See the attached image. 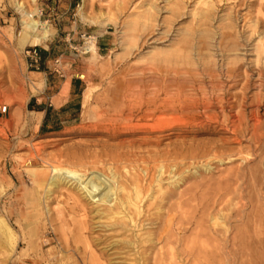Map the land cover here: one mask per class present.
Masks as SVG:
<instances>
[{
  "label": "rangeland",
  "instance_id": "1",
  "mask_svg": "<svg viewBox=\"0 0 264 264\" xmlns=\"http://www.w3.org/2000/svg\"><path fill=\"white\" fill-rule=\"evenodd\" d=\"M20 2L51 35L31 66L23 13L0 0V218L17 240H0V264H264V0ZM138 91L144 111L125 97ZM133 125L150 153L119 145ZM53 168L94 186L48 195L37 182ZM133 177L141 213L118 217Z\"/></svg>",
  "mask_w": 264,
  "mask_h": 264
},
{
  "label": "bare ground",
  "instance_id": "2",
  "mask_svg": "<svg viewBox=\"0 0 264 264\" xmlns=\"http://www.w3.org/2000/svg\"><path fill=\"white\" fill-rule=\"evenodd\" d=\"M13 6H15L17 8L18 11H20L21 13H23V31L20 35V39H21V43L23 46H25L26 44H31L33 46H39L42 45L44 43H46L50 37V31L44 26V24H42L39 20L35 19L32 15V13L28 12V13H24V5L21 4L20 0H11ZM34 14V13H33ZM84 21H89V23H99V25L101 24L102 26H104L106 24V21L108 19H99V20H87L86 17H83ZM110 20V19H109ZM108 22V21H107ZM94 40V39H92ZM87 50L90 51V53L92 52L93 54H96V47L95 44L93 42H91L90 44L87 45ZM173 54V53H172ZM169 70V69H168ZM162 81L166 82L165 79H162ZM172 82V81H171ZM174 82V81H173ZM168 85V84H167ZM170 85V84H169ZM139 92V91H138ZM167 94V93H166ZM92 95H93V91L92 89H87L84 93V99H83V109L85 112H89V109L91 108V99H92ZM126 98L128 97H132L134 98V100H138L141 103V110L144 111L143 109V104L145 101V93L143 92H139L137 94L132 93L130 95H126ZM176 100L178 101V104L181 105V110L184 111L188 108H190V104L189 102L187 103L186 101L182 100V96L180 94L177 95ZM156 101V100H155ZM133 104V103H132ZM139 105V104H137ZM163 105V104H162ZM174 105V104H173ZM194 105V104H192ZM171 108V106H170ZM191 109V108H190ZM192 109H195L192 108ZM140 110V111H141ZM150 110V109H149ZM148 109H146V115L149 111ZM209 110V109H208ZM195 111V110H194ZM185 112V111H184ZM189 112V111H188ZM207 112V111H206ZM209 112V111H208ZM150 115V114H149ZM123 119V118H122ZM142 119V118H141ZM147 119V118H146ZM133 120V117H129V121ZM150 120V119H149ZM214 120V119H212ZM256 120V119H255ZM148 121V120H147ZM237 121V120H236ZM239 121V120H238ZM259 123V120H257ZM122 122V121H121ZM133 122V121H132ZM257 123L256 128L259 127V124ZM131 124V123H130ZM233 125V123H232ZM235 125V124H234ZM237 125V124H236ZM240 125H242V123H240ZM255 126V125H254ZM133 128L126 131H123L122 134L129 136L130 139H125L123 141L119 142V145L123 148V150L127 149V150H148L145 153H150L151 150H149L148 146L151 143V138L149 137L148 132H140V126L139 125H133ZM235 129H233V135L236 137L235 138V142L237 144H239L240 146L242 145V141L239 139L238 135L242 132L240 126H236L234 127ZM256 131V130H255ZM232 132V131H231ZM139 134H145L147 136H142V137H137ZM254 135H256V132L253 133ZM113 139V138H111ZM116 139V138H115ZM153 141V140H152ZM157 141V140H156ZM256 142V141H255ZM108 143V142H107ZM158 143V142H157ZM183 144V143H182ZM185 144V143H184ZM159 145V144H158ZM155 146V145H154ZM159 147V146H158ZM216 148V147H214ZM121 149V148H120ZM217 149V148H216ZM240 150V149H239ZM175 151V150H174ZM210 151V149H209ZM205 152L203 151L201 153V157L202 158H208L211 157V152ZM217 151V150H216ZM132 153V152H131ZM157 157L158 156H164L166 154H168L169 156H175L176 158H179V153L177 151H175L174 153H171L170 151H166V150H158L156 152ZM127 153H125L126 155ZM163 154V155H162ZM182 154V153H181ZM220 154V153H219ZM224 154V153H221ZM131 155V154H130ZM217 152H214V156L212 157H216ZM132 156H135L132 154ZM151 156V155H150ZM198 157V156H197ZM124 158V157H123ZM163 158V157H162ZM150 159V158H149ZM122 160V158H121ZM120 160V161H121ZM124 160V159H123ZM122 160V161H123ZM193 160V159H192ZM223 160V159H222ZM136 161V160H135ZM149 161V160H147ZM194 161V160H193ZM243 161V160H242ZM246 161V159H245ZM161 162V161H160ZM246 163H248V160L246 161ZM160 164V163H159ZM163 164V163H162ZM148 167V166H147ZM178 167L176 166H171L172 168ZM185 167V166H184ZM247 167V166H246ZM249 167V166H248ZM165 168L164 165H161L158 167L157 173H159V176L163 175V169ZM148 169V168H147ZM144 169L142 170V174L144 173V176H147L149 173V170ZM210 168L208 166H206V170H209ZM242 169H246V168H242ZM173 170V169H172ZM244 171V170H243ZM152 172V171H151ZM171 172V171H170ZM98 173V172H97ZM169 173V172H168ZM170 175V173H169ZM131 176V175H130ZM179 176V175H178ZM120 176H118L116 173L112 174V178L114 180H116L117 178H119ZM176 177V174H174L173 178ZM41 182H37V185L39 188H44L46 194H50V190L54 187H59L62 184H65L66 182L70 183L73 185H79V187L82 186H86V188L92 186L94 184V182H89V180L84 179L83 177H81L79 174H77L76 172L67 170V169H61V168H53L51 169V174L49 177H47L46 175H43L41 177ZM151 179V178H150ZM180 179V178H179ZM238 180V179H237ZM143 181V180H142ZM147 181V180H146ZM174 181V180H173ZM233 181V180H232ZM133 183L131 184L132 186V190L131 193L128 194L127 197L120 198L118 201V207H119V211L115 212V215H118V217L122 216L123 218L126 217L125 215V211L130 208L133 207L139 214L141 213V204L143 202L144 196H142V192L140 189V185H139V181L136 179V177H133ZM177 183H179L180 181H176ZM81 183V184H80ZM142 183V182H141ZM140 183V184H141ZM155 183V182H154ZM103 184V183H102ZM157 184V183H156ZM142 185V184H141ZM160 185V184H159ZM94 186V185H93ZM100 186V185H99ZM128 186V185H127ZM144 186V185H143ZM98 187V186H97ZM85 188V189H86ZM93 188V187H92ZM104 188L108 189V192L110 193L111 196H118L119 192H124L126 191V187L124 186V184L118 185L117 188L115 186L112 187H107V185L104 184ZM159 188V187H158ZM1 189V188H0ZM81 189H84L81 188ZM91 189V188H90ZM144 189V188H143ZM88 190V189H87ZM92 190V189H91ZM150 190V189H149ZM149 193V192H148ZM90 194V193H89ZM121 194V193H120ZM106 195V194H105ZM88 196V195H86ZM107 197L103 196L102 199L106 200ZM117 199V198H116ZM108 200V199H107ZM154 208V207H153ZM130 213V212H129ZM145 215V214H144ZM143 215V216H144ZM117 217V218H118ZM130 219V218H129ZM135 220V219H134ZM140 221V220H139ZM105 226V225H104ZM111 228V227H110ZM145 228V227H144ZM141 236V235H140ZM0 240L3 241V244L5 246H7L8 251H10L11 253H13L16 250V245H17V240H16V236L13 232V229L11 228V226L3 219L0 218ZM120 241V240H119ZM134 241V240H133ZM127 242V241H126ZM121 243V242H119ZM129 244V243H128Z\"/></svg>",
  "mask_w": 264,
  "mask_h": 264
},
{
  "label": "built area",
  "instance_id": "3",
  "mask_svg": "<svg viewBox=\"0 0 264 264\" xmlns=\"http://www.w3.org/2000/svg\"><path fill=\"white\" fill-rule=\"evenodd\" d=\"M36 1H38V0H36ZM26 55H27V57L30 58V60H31V66L38 67V66L40 65V63H41V58H40V56H39V52H38V49L36 48V46H35L34 48L28 50V51L26 52ZM57 72H58L59 74H61L60 70H57ZM3 111L6 112V111H7V108L4 107V108H3Z\"/></svg>",
  "mask_w": 264,
  "mask_h": 264
},
{
  "label": "crops",
  "instance_id": "4",
  "mask_svg": "<svg viewBox=\"0 0 264 264\" xmlns=\"http://www.w3.org/2000/svg\"><path fill=\"white\" fill-rule=\"evenodd\" d=\"M75 88H76V86H74V85H73V81H71V86H70V89H69V91H70L71 94L74 93ZM59 93H61V91H59ZM68 99H70V97H68ZM68 99H67V101H66V98H65V102H64V104H61V105L58 106V107H59V108H62L65 104L68 103ZM45 117H46V113L44 114V118H43V119H45Z\"/></svg>",
  "mask_w": 264,
  "mask_h": 264
},
{
  "label": "trees",
  "instance_id": "5",
  "mask_svg": "<svg viewBox=\"0 0 264 264\" xmlns=\"http://www.w3.org/2000/svg\"><path fill=\"white\" fill-rule=\"evenodd\" d=\"M32 105V103H30V106ZM40 111H42V110H40Z\"/></svg>",
  "mask_w": 264,
  "mask_h": 264
}]
</instances>
